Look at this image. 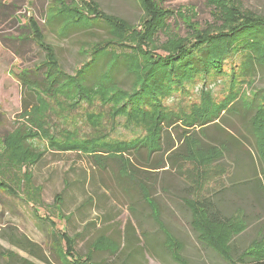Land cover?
Returning <instances> with one entry per match:
<instances>
[{"label":"rangeland","instance_id":"1","mask_svg":"<svg viewBox=\"0 0 264 264\" xmlns=\"http://www.w3.org/2000/svg\"><path fill=\"white\" fill-rule=\"evenodd\" d=\"M151 1L162 8V13L168 11V25L153 27L145 33L142 24L150 13L143 0H0L5 5L3 13L0 10V264H18L16 257H9L10 253L35 264H63L65 245L59 229L76 236L75 253L81 255L99 235L118 242L122 254L93 253V259L102 264H121L123 250L130 253L131 259L122 264H176L163 248L162 232L148 215L146 200L153 199L160 202L163 224L182 241V254L190 264H226L206 245L226 256L232 237L245 245L256 236V229L264 228V212L260 214L259 227L252 224L244 228L242 213L235 212L234 205L228 208L230 212L234 210V215L226 224L208 223L193 205L207 189L226 182L235 167L252 164L264 186V68L257 65L258 61H264V28L254 32L257 38L253 37V43L248 39L236 43L239 47L233 56L242 75L232 77L229 61L225 59L223 63L227 66L222 72L184 80V87L167 95L159 92L164 118L156 125L159 130L149 120H143V116H112L114 106L118 108L119 100L125 99L116 88L107 91L104 101L75 98L76 102L64 95L51 99L40 89L33 93L30 86L19 80L25 73L36 78L43 72L45 76L41 79L46 86L54 79L51 93L56 87L54 83L59 86L54 72L57 66L48 67V57L40 64L44 50L28 33L31 20L41 29L44 42L52 46L69 77L89 59L84 44L94 45L111 37L108 28L97 21L96 7L128 23L116 26L114 31L121 36L108 51L113 57L129 58L132 68L141 74L151 70L154 58L149 53H165L163 46L172 38L178 39L174 44L183 45L188 37L195 38L190 34L193 29L227 24V13L218 8L215 11L209 0ZM230 1L243 13L264 16V0ZM57 12L67 16L68 24L97 22L88 30L73 27L62 31L56 23L47 22ZM140 37L147 40V47ZM239 53L244 55L243 59L237 56ZM113 75L119 86L130 88L132 75L121 66H115ZM37 96L46 104L43 114L32 108ZM27 109L30 114L25 112ZM214 109L219 111L213 112L217 118L208 121ZM91 115L98 116L93 120L96 125L89 123ZM56 139L60 145L73 140L83 146L66 151L53 149L49 144ZM138 140L152 145L159 141L160 146L146 162L145 148L125 154L132 165L141 168L138 170H143L148 162L171 158L163 168L141 172L151 178L145 198L137 194L130 178L121 175L126 162L105 158L106 153L99 151L103 145L114 148L117 143ZM25 144L31 150L43 152L40 160L28 169L25 167L30 157L24 154ZM83 147L89 151L83 152ZM26 170L32 173V181ZM187 184L193 185L189 195ZM60 192L61 208L55 204V195ZM182 197L191 198L185 203L195 214L196 232L190 226L188 210L181 209ZM244 205L242 202L241 206ZM35 206L41 216L45 214L55 222L37 216ZM254 211L255 216L259 210ZM130 223L133 239L131 244H125L124 229ZM23 237L37 245L33 250L42 255L43 261L11 242ZM262 247L263 242H254L249 253L259 254Z\"/></svg>","mask_w":264,"mask_h":264},{"label":"trees","instance_id":"2","mask_svg":"<svg viewBox=\"0 0 264 264\" xmlns=\"http://www.w3.org/2000/svg\"><path fill=\"white\" fill-rule=\"evenodd\" d=\"M208 2L209 4H214L215 11L216 8H218L221 12L224 11V14L225 12L227 13V15H225V21L227 24L223 27H208V29H200L199 31L193 29L190 34H194L195 38L190 40V37H188L187 40H185V43H182L183 45L180 43V45H178V42L174 44L173 42L176 40L178 41V39L177 37L172 38L170 42L174 45L173 47L168 48V45L171 43L167 42V44L163 46V51L165 53L162 52V54H159L154 51L153 54L149 53L150 57L152 59L154 58V61L150 62L151 70L144 74H141L132 68L129 58L122 55L119 57H113L115 55L108 51V47L113 46V44H115V39L121 36L119 32L114 31L116 26L123 25L125 23L128 24L124 19L104 13L103 11L99 10L98 7H96L95 11L98 12L97 21L102 22L104 26L108 28V33L111 35V37L100 40L94 45H89V43L84 44V46L88 47L86 52L89 54V59L82 63V65L72 77H69L63 72L54 49L52 46L44 42V35L42 34L41 29L35 24L34 21L31 20L28 23V33L30 35L32 34L33 41H35V43L44 50L43 58L40 61V64L46 60V57H48V67L52 65L54 67L57 66V70L54 72L56 76L55 80L57 79L59 86L57 87V84L54 83L56 87L53 86L55 89L51 93L49 90L52 87L51 83H53L54 79H52L48 86H46V82L44 83L43 79H41L45 76L43 72L42 75H40L41 77L36 76V78H34L31 74L25 73L26 75H21L19 80L24 85L26 84L27 87L30 86L33 93L34 90L40 89L43 90L46 96H50L49 98L51 99H57L59 96L64 95L73 101L86 100V102H91L95 99H101L104 101L107 91L109 89L115 90L116 88L119 91V94L124 96L125 99L119 100L120 105L118 108L114 106L115 110L112 116L115 117L118 114H125L128 117H133L134 115H139L140 117L143 116V120H149L151 124H154V127L159 130L161 128H158L156 125L163 118V114L161 113L162 110H160L161 100L159 98L161 96L159 92L167 95L171 91L174 92L184 87V84H182L184 80L194 77H201L202 75L209 77L213 76V74L220 73L222 72L223 68L227 66L223 63V60L225 59L229 61V69L231 71L232 77H238L242 75L243 73L241 69H239L240 67L237 65V61L234 60L233 56L235 52L238 51L239 47L236 45V43L240 42V39L243 41L248 39V41L253 43L254 38H257L254 32L258 31L260 27L264 28V16L252 12L243 13L239 8L235 7V5L231 3L230 0H209ZM143 3L146 5V8L150 13L143 20L142 25L146 30L145 33H147L148 30L153 27L157 28L160 26L159 28H161V26L163 27L168 25L166 22L168 11L162 13V11H160L162 8L159 5L154 4L151 0H143ZM4 6L5 5L0 2L1 11L3 10ZM67 19V16L57 12L56 15L51 17L47 22L56 23L57 27H60L62 31L73 27L88 30L90 29L89 27H92L95 22H97L92 21L88 24L81 25L74 22L68 24V21H66ZM139 40L147 47V40H144L141 37ZM237 56L240 58L242 57L243 59L244 55L241 53ZM245 56H248V54H245ZM116 65L121 66L124 71L132 75L133 79L129 89H123L115 81L113 69ZM257 65L264 68V61H258ZM181 70L182 72L180 73ZM50 74H53V72ZM116 95L117 94L114 96ZM36 100L37 103L32 107L33 110L40 114L45 113L46 104H44L42 101L41 96H37ZM214 111L219 112L215 109L211 111L212 117L208 121H212L217 118V114H213ZM25 112H28V109L27 111L25 110ZM28 114H30V112H28ZM97 117V115L89 116V123L96 125L97 123H93V120H97ZM213 117L214 119H212ZM38 126H40V124H38ZM24 146V154L30 157V161L25 167L28 169L31 165H34L40 160L43 152L39 150H31L27 144ZM49 146L53 149H61L62 151H66L73 150L77 147L79 149L80 146L83 145L80 143H75L73 140L64 145H60V140L56 139L52 140ZM140 147L145 148L146 150V156L144 158L145 162L148 161L152 152L160 149L159 141L152 145V143L145 140L142 142L141 140H138L134 143L129 142L122 144V142H120L117 143L114 148L103 145L102 149L99 151L106 153V155H104L106 156L105 158H118L121 164L126 162L125 168L123 166V172L120 173L121 175L123 174V176L130 178L131 182L136 186H134L135 191L138 195L140 194L141 198H143L146 194L145 190H148L147 184L150 182L151 178L149 175H145L141 172H143L144 169L150 171L153 169L158 170L159 168H163L166 166V162H171V158L169 156L162 162H160V160L152 163L148 162L147 166H143V170H138L137 168L140 167L132 165L129 158L125 157V154H130V151L132 150L137 151ZM82 150L83 152H88L89 148L83 147ZM173 161L175 162L176 160L173 158ZM25 172L27 178L32 181V173L28 170ZM132 173L133 176H135L134 178L131 175ZM180 173L182 172L180 171ZM187 187L189 195L190 192L193 191V185L187 184ZM182 199L184 201H182L181 209L184 208L188 210L190 215V226L196 232L194 226L195 214L192 212L190 206L185 203V201L191 200V198L182 197ZM62 200V192L57 193L55 195V204H57L60 208ZM146 202L150 209L148 215L150 218H152V222H155L158 225L164 236L162 245L163 248H165L168 252L170 259L176 264H190L189 260L182 254V241L172 233L166 223L163 224L165 221L161 217L162 209L161 205L159 206L160 202L157 199H153V203L147 200ZM174 202V204H176V201ZM242 202L245 204L244 206H241ZM193 205L195 208L200 210L204 220L211 224L228 223L234 215L233 211L235 210V212L241 211V220L244 228L247 225L250 227L252 224H256L257 226L259 222L261 223L260 214L264 212V186L258 171H255L252 164H247L243 168L235 167V169L229 173L226 182L221 181L220 185L207 189L206 194L201 196L199 199H196L193 202ZM230 205H234L232 206L234 208L232 212L228 210ZM254 209L259 210L255 216ZM34 211L40 218L49 219V221L52 223L55 222L52 217H46L45 214L41 216L37 206H35ZM252 216L254 217L252 218ZM64 217L68 219L67 216ZM59 230L60 231H58V233L62 236L65 245V249L62 254L64 259L62 261L63 264H102L100 261H95L93 259V253L95 251H107L110 255H117L120 252V254H122V249L120 248L119 243L105 235H99L96 237L91 244V248L86 253H84V255L75 253L76 236L70 235L64 230ZM132 231H134V229L131 223L127 224L124 229L125 244H131L133 239ZM256 232V236L245 245L240 239L232 237L229 242V249L226 256L219 254L215 249L206 245L203 241L199 240V242L212 249L216 254L226 261V264H264V228L262 231L256 229ZM151 240L153 239L151 238ZM11 242L13 245L19 247L29 255L42 261L44 260L42 255H39L38 252L33 250V247H36L37 245L28 240L26 237L15 239L14 241L11 239ZM254 242H263V250L261 253H249V249ZM123 252L125 253L123 255L122 263H127L131 259L130 253H126L124 250ZM10 256L16 257L19 260L18 264H35L33 261L27 259L26 257H20L16 253H10L9 257Z\"/></svg>","mask_w":264,"mask_h":264}]
</instances>
